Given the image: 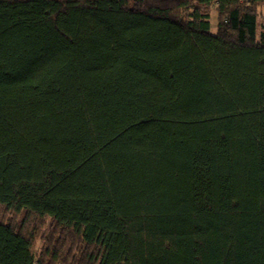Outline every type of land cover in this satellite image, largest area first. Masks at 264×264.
Masks as SVG:
<instances>
[{"label": "trees", "instance_id": "1", "mask_svg": "<svg viewBox=\"0 0 264 264\" xmlns=\"http://www.w3.org/2000/svg\"><path fill=\"white\" fill-rule=\"evenodd\" d=\"M262 7L0 0V264H264Z\"/></svg>", "mask_w": 264, "mask_h": 264}, {"label": "rangeland", "instance_id": "2", "mask_svg": "<svg viewBox=\"0 0 264 264\" xmlns=\"http://www.w3.org/2000/svg\"><path fill=\"white\" fill-rule=\"evenodd\" d=\"M260 12L263 16L264 19V7L260 8ZM217 22H218V14L217 11L215 9H212L211 11V23H212V30L216 31L217 30ZM41 241L37 242V248L39 249V247L41 246Z\"/></svg>", "mask_w": 264, "mask_h": 264}]
</instances>
